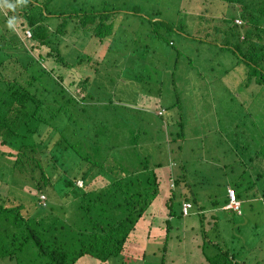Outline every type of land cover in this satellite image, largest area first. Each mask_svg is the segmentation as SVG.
I'll return each mask as SVG.
<instances>
[{
    "label": "trees",
    "instance_id": "1",
    "mask_svg": "<svg viewBox=\"0 0 264 264\" xmlns=\"http://www.w3.org/2000/svg\"><path fill=\"white\" fill-rule=\"evenodd\" d=\"M125 1L28 0L27 5L17 6L18 15L13 28L0 19V160L6 162H0V187H3L0 192V259L5 258L12 264H73L84 255L98 263L116 257L125 264L127 259L117 255L125 252V242L142 216L148 214L149 205L158 195L161 183L156 172L161 163H152L149 154L150 151L159 153L158 149H154L155 145L149 141L139 143L138 138L140 135V139L145 137L149 123H152L143 113L157 108L154 105L158 92L155 84L163 83L165 76H173L179 59L185 61L169 39L171 32L176 31L208 48H224L235 56V63L239 69L242 68V71L238 70V75H242L238 76V125L251 131L252 126L255 128L258 124L257 110L252 112L253 107L251 110L249 106L258 98L259 89L264 90V0H213L232 6L240 23L235 24L234 17L221 18L214 26L212 19L199 14L194 18L196 24L191 32L187 23L184 28H178L164 17L157 20L160 14L156 9L150 18L143 16L137 3L130 1L124 4ZM119 9L128 12L132 18L124 20V13ZM173 9L177 13L176 6ZM114 14L122 17L116 30H127L123 24L129 29L135 24V27H143L142 35L155 44L152 55L162 56L159 47L163 45L166 47L165 60H159L157 64L153 61L158 58L146 60L147 47L144 45V51L139 53L140 46H131L136 53L120 60L122 63L116 62L114 56L106 64L103 58L97 64L99 69L93 68L92 74L104 77L106 82L95 77L87 90L88 78L77 79L76 93L82 92L81 97L64 88L53 66L43 67L36 62L38 59L42 62L51 60L53 65L57 63L64 69L88 68L90 64L93 67L95 62L90 63L80 54H75L67 62L59 51L60 42L56 38L69 34L73 26L74 32L80 28L78 39H82L86 31L93 41L100 43L112 34L111 18ZM54 18L60 19L51 30L49 22ZM15 28L18 38H22L20 40L35 58L23 65L12 54H2L21 43L12 33ZM209 30L215 33L214 38ZM26 31L30 34L28 39L24 38ZM127 32L136 35L135 31ZM132 33H129L131 37ZM211 38L219 39V45ZM135 41H131L132 45ZM129 47L127 44L123 49ZM44 50L46 52L42 56ZM118 64L119 67L116 66ZM157 76L160 79L153 82ZM114 81L122 85L127 82L135 84L132 93L136 101L134 105L141 101L143 105L148 104L146 108L149 111L141 109L142 113L113 104L105 85ZM94 90L98 96L94 94L93 99L91 93ZM119 92H122L121 87ZM102 99L106 102L100 103ZM84 100H94V103L86 106ZM177 103V100H170L169 106ZM167 107L161 110L166 112ZM177 116L174 119L168 115L163 121L165 126L170 120L172 124V129L166 128L164 138L168 139L167 142H176L174 147L181 149L183 121L180 115ZM246 121H249L248 125ZM137 132L141 134L137 135ZM239 134L238 130V139L235 136L232 141L228 138V143L234 141L229 151H237L239 162L244 165L239 173L238 190L235 188L237 182L230 185L233 197L238 201V210L242 191H249L255 181L264 179V137L256 135L241 141ZM154 140L150 139L153 143ZM165 150L174 166L170 175L168 173L170 187H167V195L162 200L167 232L169 219L182 216L179 210L182 201L188 202L190 207L194 205L199 218L203 217L204 209L197 205V194L187 181V177H191L199 183L193 176L197 171L191 170L189 161L181 159L179 154L174 156L170 146V152L166 147ZM254 156L258 159V172L251 171ZM77 180L81 181L80 186L76 185ZM259 193L264 198L261 190ZM40 195L41 200L38 198ZM51 200L58 204L53 205ZM226 202L224 189L219 200H208L209 209L213 211L210 217L216 237H220L222 230L216 223L218 219L214 211H220ZM228 211L236 213L231 209ZM236 214L240 215L241 210ZM230 219L228 215L226 221L229 226L232 225ZM199 232L201 240L198 247L205 264H238L233 260L234 247L231 248L230 240L221 239L229 243L231 251L227 247L222 249L217 242L206 241L205 229L200 227Z\"/></svg>",
    "mask_w": 264,
    "mask_h": 264
},
{
    "label": "rangeland",
    "instance_id": "2",
    "mask_svg": "<svg viewBox=\"0 0 264 264\" xmlns=\"http://www.w3.org/2000/svg\"><path fill=\"white\" fill-rule=\"evenodd\" d=\"M115 1L122 2L125 0ZM130 1L140 6V14L143 16L147 15L150 18L153 10L156 9L160 14V16L156 18L157 20H161L162 17H164L178 28H184V24L187 23L190 28L189 32L195 28L194 25L196 22L194 18L199 14L204 18L212 19L214 26L217 25L216 21L219 22L221 18L229 19L234 17L236 20L234 23L237 25L240 23V20L235 17L234 8L220 1L126 0L124 4H129ZM175 6L179 15H177L173 9ZM115 8L118 9V7ZM17 9L18 7L13 12L10 10L6 11V8H0V19L4 20V24H7V20L10 17L14 16L16 18L18 15ZM120 10L124 13L122 14L123 19L125 18L124 20H130L132 18L128 12L122 9H119V11ZM58 19L60 18L50 20L49 25L51 26V30L59 23ZM121 20L122 17H118L116 14L113 15L111 18V23L114 28L112 34L110 37L102 39L100 43L93 41L91 39V34L86 33V31L84 32L85 35L82 37L84 40L78 39L81 34L80 28L76 29L74 32V30H72V25L69 29V34L62 36L58 35L56 38L60 42L59 51L67 62L71 60L75 54H80V57H85L90 63L95 62L93 67H91L92 64H90L88 68L79 66L77 67L78 69L72 67L64 69L57 63L53 65L51 60L45 59L42 62V60L38 59L36 62L43 67H45V65H47V67L50 65L53 66L54 73L61 78V84L64 88H67L69 90L68 92L77 95L76 92L78 89L75 83L79 78H88L89 83H87V87L94 83V80H96L95 77L101 82H106L104 77L92 74L93 68H96V70L99 69L97 64L101 62L103 58L106 64L110 63L109 60L113 59L114 56L117 59L116 62H120V60L124 59L126 56L136 53L133 52L132 47L137 48L140 46L139 53L144 51V46H146V60L152 61L158 58L153 61L154 64H157L159 60L162 62L165 60L164 56L167 55L164 49L166 47L163 45L159 47V52L162 53V56L159 55L156 57L152 55L155 44L154 41L142 35L143 27H135V24L129 29L123 24L128 31H135L138 37L132 32H129L133 34L131 37L127 30H123L122 28L116 30V27H120ZM67 25L69 24L67 23ZM206 26L207 24L205 27ZM211 26L212 25H210V27ZM66 31L68 33V29ZM12 33L17 37L19 42L22 40V38H20L21 40L18 38V31L16 28L12 30ZM209 34L213 35L214 38L215 33L212 30H209ZM169 39L180 53L179 56L185 61L179 59L173 76H165L163 78V83L155 84V86L158 87L157 96L155 97L156 102L154 103V105L157 106L156 109L151 111L147 110L146 106L148 104L143 105L141 101H138L136 106L134 105L136 101H134L132 93L136 85L133 83L127 82L122 85L114 81L110 83V85H105V89L109 91V96L113 104L124 105L129 109H136L137 111H149V113H143V111L142 113L143 116L152 123H149L150 126L147 128L148 132L145 134V137L140 139L141 135L139 136L138 142L145 143L149 141L150 144H154V149H158L159 153L157 151H155V153L149 152V154H151L152 163H161L160 169L155 168L158 176L161 177L158 195L151 201L148 214L142 216V219L136 224L134 232L130 234V237L125 242L127 246L125 252L119 253L117 256L124 260L127 259L125 264H205L200 252L201 249L198 247L201 240V233L198 227H201V229H205L206 237L204 239L206 241L212 240L213 242H217L222 249L223 247H227L230 250L229 243L227 244L221 239L225 241L227 239L230 240L231 248L234 247L233 260L235 263L264 264V198L259 195L260 190L264 193V179L255 181L254 186L248 189L249 191H242V197L239 201V210H241L240 215L236 214V211V213L232 211H225L223 213L221 210L214 211L218 219L216 223L222 230L220 237L215 236L216 229L212 226V218L210 217L212 211L209 210L210 206L208 204L210 198L219 200L223 189L226 195V190L230 189V185L234 182H237L235 188L238 190L239 173L244 165L242 162H239V154L237 151H229V147L231 144L233 145L234 141L233 143H231V141L235 137L238 139V130L240 131L239 140L241 141L246 137H255L256 135H262L264 137V90L259 89L258 98L255 99L258 103H255V101L250 103L249 107L251 110L253 107L252 112L257 110L256 118L258 117V124L255 128L252 126L251 131H247L248 129H246V127L243 128L244 126L241 124L238 125L240 100L238 76H242L238 75V70L242 71V68L240 67L239 69L238 63H235V56L224 48L221 50L213 47L208 48L209 46H204L191 38L187 39L186 36L176 31L169 34ZM132 40H136L133 45L131 43ZM213 40L219 45V39ZM127 44H129L130 47L124 50L123 47H126ZM107 50H109V54ZM45 52L46 50L42 51L41 55L44 56ZM7 53L12 54L21 65L29 60H35L33 54L26 49L22 41L16 48L3 52L2 54L5 55ZM116 66L119 67V64ZM97 74H102V72H97ZM159 79L160 78L157 76L153 82H157ZM120 87L122 88V92H119ZM89 88L90 87H88L87 90ZM80 93L77 97H81ZM91 94L93 99L94 96L97 95L95 90L94 93ZM170 100H177L178 103L174 106H169ZM99 102L106 101L102 99ZM91 103H94V100L83 101V104L86 106L91 105ZM165 106H168L166 112L161 110V108ZM255 106H257L258 109ZM176 112L181 116V120L183 121L181 149H176L174 147L176 142L170 143L167 142V138H164L166 128L172 129V124L170 120L165 126L163 121L168 115L177 119L178 116ZM130 115L131 114H129V116ZM139 115L141 114L139 113ZM130 120L133 121V118L130 117ZM158 122L161 123L157 125ZM246 123L248 125L249 121H246ZM147 129L144 130L146 131ZM144 133L143 131V136ZM138 134L141 133L137 132V135ZM151 138H155L154 143L150 141ZM228 138H231L230 143H228ZM165 142L169 144L167 145ZM168 146L172 149L171 153H173L174 156L179 154L181 159L189 161L188 166L191 170L197 171V174H193V176L200 182H194L191 177H187V181L192 186L190 189L197 194V205H201L204 210L202 211V218L198 217L199 213L194 205L187 209V215L171 217L166 232L165 219H167V216L162 205V200L165 199L167 195V187H170V177L168 173L170 175L171 169L174 168V166H172V160L170 161L169 153L165 150V147L168 150ZM251 160L254 164L251 167V171L258 172V159L254 156ZM0 162L3 164L6 163L2 160H0ZM247 178L248 176L245 177V179ZM105 183L106 182L98 184L99 186H103ZM242 183L243 182L240 183L241 187H243ZM2 190L3 187H0V192H2ZM250 192L253 193L251 194ZM174 193H176L175 189ZM51 203L53 205L58 204L54 201ZM223 207L224 209H231L227 205V202ZM228 215L231 217L229 220V223L232 224L231 226H229L226 221ZM208 251L209 248L207 249V252ZM120 261V259L115 257L114 259L108 258L104 262L98 263L94 259L83 255L73 264H121ZM0 264H12V262L2 258L0 259Z\"/></svg>",
    "mask_w": 264,
    "mask_h": 264
},
{
    "label": "built area",
    "instance_id": "3",
    "mask_svg": "<svg viewBox=\"0 0 264 264\" xmlns=\"http://www.w3.org/2000/svg\"><path fill=\"white\" fill-rule=\"evenodd\" d=\"M234 21H236V20H234ZM30 36V34H29V31L27 32H25L24 33V38L26 39H28V37ZM76 184L78 185V186H80L81 185V181L80 180H77L76 181ZM226 195H227V205L229 206V208H231V210H234V211H236L237 213H239V210H238V201H236L235 199H234V197H233V192H232V189L230 188V189H227L226 190ZM40 197V198H39ZM38 198L41 200L42 199V196L40 195ZM190 207V204L188 203V202H186V201H182L181 203H180V207H179V210H180V212H181V214L183 215V216H185V215H187L188 214V212H187V209Z\"/></svg>",
    "mask_w": 264,
    "mask_h": 264
},
{
    "label": "clouds",
    "instance_id": "4",
    "mask_svg": "<svg viewBox=\"0 0 264 264\" xmlns=\"http://www.w3.org/2000/svg\"><path fill=\"white\" fill-rule=\"evenodd\" d=\"M28 0H0V8H6L10 11H15L17 6H25L27 5ZM16 22V18L10 17L7 20V26L9 28H13L14 24Z\"/></svg>",
    "mask_w": 264,
    "mask_h": 264
},
{
    "label": "crops",
    "instance_id": "5",
    "mask_svg": "<svg viewBox=\"0 0 264 264\" xmlns=\"http://www.w3.org/2000/svg\"><path fill=\"white\" fill-rule=\"evenodd\" d=\"M209 210H211V208H210ZM220 210H222V211H223V210H224V211L227 210V211H228V209H226V208L224 209V207H221ZM211 211H212V210H211ZM212 212H213V211H212ZM198 230H199V227H198Z\"/></svg>",
    "mask_w": 264,
    "mask_h": 264
}]
</instances>
